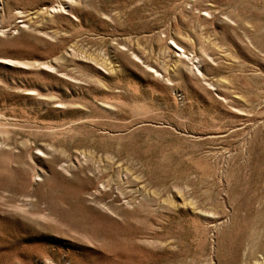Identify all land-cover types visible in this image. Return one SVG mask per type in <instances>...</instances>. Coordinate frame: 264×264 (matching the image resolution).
Returning a JSON list of instances; mask_svg holds the SVG:
<instances>
[{
	"label": "rangeland",
	"instance_id": "rangeland-1",
	"mask_svg": "<svg viewBox=\"0 0 264 264\" xmlns=\"http://www.w3.org/2000/svg\"><path fill=\"white\" fill-rule=\"evenodd\" d=\"M0 264H264V0H0Z\"/></svg>",
	"mask_w": 264,
	"mask_h": 264
},
{
	"label": "bare ground",
	"instance_id": "bare-ground-1",
	"mask_svg": "<svg viewBox=\"0 0 264 264\" xmlns=\"http://www.w3.org/2000/svg\"><path fill=\"white\" fill-rule=\"evenodd\" d=\"M51 9V8H50ZM174 47V50H175V53L178 55V56H180V54L182 53L181 52V49L179 48V47H177V46H173Z\"/></svg>",
	"mask_w": 264,
	"mask_h": 264
}]
</instances>
